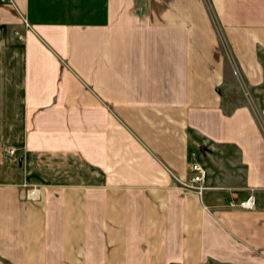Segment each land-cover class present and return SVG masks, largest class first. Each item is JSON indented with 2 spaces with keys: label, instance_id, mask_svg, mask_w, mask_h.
Wrapping results in <instances>:
<instances>
[{
  "label": "crops",
  "instance_id": "1",
  "mask_svg": "<svg viewBox=\"0 0 264 264\" xmlns=\"http://www.w3.org/2000/svg\"><path fill=\"white\" fill-rule=\"evenodd\" d=\"M262 91L264 0L0 2V264H264Z\"/></svg>",
  "mask_w": 264,
  "mask_h": 264
},
{
  "label": "built area",
  "instance_id": "2",
  "mask_svg": "<svg viewBox=\"0 0 264 264\" xmlns=\"http://www.w3.org/2000/svg\"><path fill=\"white\" fill-rule=\"evenodd\" d=\"M0 2L9 3L12 2V0H0ZM137 8H140L142 10L144 8V5H138ZM16 152L17 151L14 148H9L6 150V154L8 155H15ZM189 173V179L183 183V187L195 192L200 197H202L206 190L209 188V170L207 166L199 161H192L189 163ZM230 206H239L246 209H253L257 206V197L252 191L239 202H235L233 200L230 201Z\"/></svg>",
  "mask_w": 264,
  "mask_h": 264
},
{
  "label": "rangeland",
  "instance_id": "3",
  "mask_svg": "<svg viewBox=\"0 0 264 264\" xmlns=\"http://www.w3.org/2000/svg\"><path fill=\"white\" fill-rule=\"evenodd\" d=\"M250 95L248 96V98H253V100L255 101L254 105L257 104L258 106V109L256 107V110L261 112L262 108L264 107V91L255 94L253 93L251 96ZM235 102L237 103V101Z\"/></svg>",
  "mask_w": 264,
  "mask_h": 264
},
{
  "label": "water",
  "instance_id": "4",
  "mask_svg": "<svg viewBox=\"0 0 264 264\" xmlns=\"http://www.w3.org/2000/svg\"><path fill=\"white\" fill-rule=\"evenodd\" d=\"M202 148H204V147H202Z\"/></svg>",
  "mask_w": 264,
  "mask_h": 264
}]
</instances>
